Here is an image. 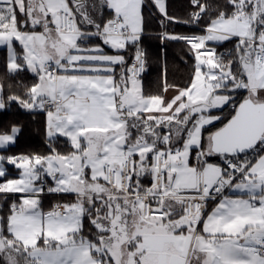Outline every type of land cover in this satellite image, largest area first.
I'll use <instances>...</instances> for the list:
<instances>
[{"label": "snow or ice", "instance_id": "obj_1", "mask_svg": "<svg viewBox=\"0 0 264 264\" xmlns=\"http://www.w3.org/2000/svg\"><path fill=\"white\" fill-rule=\"evenodd\" d=\"M149 7L193 57L184 85L165 74L155 93L140 78ZM189 9L0 0V110L43 113L48 147L6 154L21 127L0 131V264H264V0Z\"/></svg>", "mask_w": 264, "mask_h": 264}, {"label": "trees", "instance_id": "obj_2", "mask_svg": "<svg viewBox=\"0 0 264 264\" xmlns=\"http://www.w3.org/2000/svg\"><path fill=\"white\" fill-rule=\"evenodd\" d=\"M213 2L222 5L225 0H213ZM167 5L169 14L177 17H186L190 10L189 0H167ZM145 17V32L141 40V46L146 54L148 63L147 72L141 77L145 92H157L161 87L165 74L169 83L184 85L190 77L193 63V57L188 47L183 42L164 41L161 39V34L165 29L160 22L162 18L155 8H147ZM167 30L177 33L200 31L195 25L185 24H171ZM231 47L232 44L225 42L224 46L218 50L221 51ZM133 55L134 49H130L127 52L129 65ZM6 57L7 50L0 48V76H3L6 72ZM5 82L6 84L16 83L13 79H8ZM23 82L30 84V76L24 77ZM225 115H227V112ZM12 124L19 125L21 132L17 137L16 143L9 146L6 154L46 153L48 151L45 137V115L43 113L28 112L13 104L5 110H0V131L9 128ZM65 147L66 145L61 144V150H64ZM210 159L212 162L220 163L216 157ZM14 174L10 171V175ZM56 200L57 197L54 195L44 196L42 200L44 208H50ZM213 206V202H210L209 210Z\"/></svg>", "mask_w": 264, "mask_h": 264}, {"label": "built area", "instance_id": "obj_3", "mask_svg": "<svg viewBox=\"0 0 264 264\" xmlns=\"http://www.w3.org/2000/svg\"><path fill=\"white\" fill-rule=\"evenodd\" d=\"M185 33V32H184ZM142 47V46H141ZM225 50H227V49H224V50H221V51H225ZM134 62V55L132 56V58H131V61H130V65H131V63H133ZM145 67H146V71L144 72V73H142L141 74V77H143L145 74H146V72H147V69H148V63H147V57H146V65H145ZM140 77V78H141ZM209 205H210V203H209ZM48 209V208H47Z\"/></svg>", "mask_w": 264, "mask_h": 264}, {"label": "rangeland", "instance_id": "obj_4", "mask_svg": "<svg viewBox=\"0 0 264 264\" xmlns=\"http://www.w3.org/2000/svg\"><path fill=\"white\" fill-rule=\"evenodd\" d=\"M141 81H142V78H141ZM142 83H143V82H142ZM5 167L8 168V169H10V171H12V173H15V174L12 175V176L17 175V170H16L14 167H12V166H8V165H5ZM10 171H9V172H10Z\"/></svg>", "mask_w": 264, "mask_h": 264}, {"label": "crops", "instance_id": "obj_5", "mask_svg": "<svg viewBox=\"0 0 264 264\" xmlns=\"http://www.w3.org/2000/svg\"><path fill=\"white\" fill-rule=\"evenodd\" d=\"M126 59H127V53H126ZM215 163V162H214ZM211 210V209H210Z\"/></svg>", "mask_w": 264, "mask_h": 264}]
</instances>
